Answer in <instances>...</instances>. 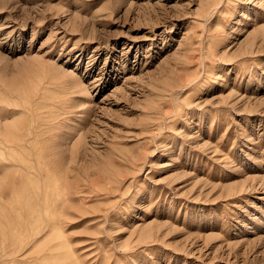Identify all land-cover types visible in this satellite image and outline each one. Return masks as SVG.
<instances>
[{
	"label": "rangeland",
	"instance_id": "rangeland-1",
	"mask_svg": "<svg viewBox=\"0 0 264 264\" xmlns=\"http://www.w3.org/2000/svg\"><path fill=\"white\" fill-rule=\"evenodd\" d=\"M0 264H264V0H0Z\"/></svg>",
	"mask_w": 264,
	"mask_h": 264
}]
</instances>
